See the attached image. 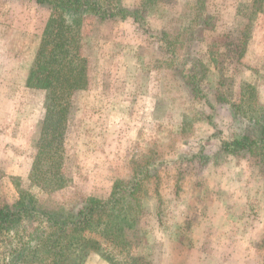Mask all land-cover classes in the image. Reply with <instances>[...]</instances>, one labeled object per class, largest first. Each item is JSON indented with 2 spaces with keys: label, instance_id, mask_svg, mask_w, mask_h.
<instances>
[{
  "label": "rangeland",
  "instance_id": "374dc122",
  "mask_svg": "<svg viewBox=\"0 0 264 264\" xmlns=\"http://www.w3.org/2000/svg\"><path fill=\"white\" fill-rule=\"evenodd\" d=\"M93 1L112 11L143 0ZM150 4L139 22L63 16L87 61V85L63 96L53 138L41 122L53 106L48 92L24 79L49 18L61 13L0 0V204L26 192L38 209L64 216L143 169L119 212L133 223L120 236L126 244L103 242L117 264H264V150L219 148L264 136V2ZM39 146L42 169L33 173ZM44 232L24 220L0 233V264H51L33 249ZM74 264L113 263L87 250Z\"/></svg>",
  "mask_w": 264,
  "mask_h": 264
},
{
  "label": "trees",
  "instance_id": "16d2710c",
  "mask_svg": "<svg viewBox=\"0 0 264 264\" xmlns=\"http://www.w3.org/2000/svg\"><path fill=\"white\" fill-rule=\"evenodd\" d=\"M34 2L49 7L54 13L58 11L61 13V17L49 18L26 78L27 87L48 92L53 106L46 108L42 126L45 129L51 128L54 138L61 127L62 107L59 105L64 101L63 96L69 97L75 90L83 89L87 85V61L75 51L77 37L72 34L63 16L85 10L93 12L100 18L118 17L124 20L130 17L139 22L144 9L151 5V0H143L140 8L116 6L112 11L102 9L93 0H34ZM263 2L264 0H252L254 5H258L256 9H261ZM219 148L227 153L243 152L259 155L261 150H264V136L250 137L243 134L231 140H221ZM44 153L39 146L32 172L41 171ZM143 171L142 169L134 172L128 180H115L106 198L87 197L76 212L70 211L64 216H56L38 209L29 193H21L12 204H0V233L13 230L24 220H37L45 224V234L33 249L36 252L43 251L51 264H74L75 259L87 250L117 264L105 252L103 242L118 247L126 244V240H122L124 237L120 236L124 233V229H128V226L132 227L133 223L129 222L125 215L120 216L119 212L124 201L134 198L140 190L141 182L147 176L145 171L143 175ZM87 232L93 233L94 236L89 237ZM128 264L139 263L134 259Z\"/></svg>",
  "mask_w": 264,
  "mask_h": 264
},
{
  "label": "crops",
  "instance_id": "0c3cea01",
  "mask_svg": "<svg viewBox=\"0 0 264 264\" xmlns=\"http://www.w3.org/2000/svg\"><path fill=\"white\" fill-rule=\"evenodd\" d=\"M25 81H24V83L26 82V78L24 79ZM25 85H26V83H25ZM45 113H46V109L44 110V112L42 113V116H41V122H43V119H44V116H45ZM61 122H62V120H61Z\"/></svg>",
  "mask_w": 264,
  "mask_h": 264
}]
</instances>
